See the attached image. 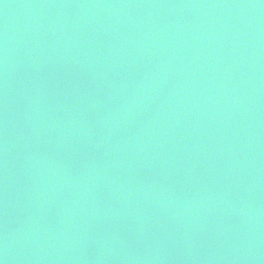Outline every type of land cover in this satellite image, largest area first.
Masks as SVG:
<instances>
[{"label": "water", "instance_id": "1", "mask_svg": "<svg viewBox=\"0 0 264 264\" xmlns=\"http://www.w3.org/2000/svg\"><path fill=\"white\" fill-rule=\"evenodd\" d=\"M0 264H264V0H0Z\"/></svg>", "mask_w": 264, "mask_h": 264}]
</instances>
